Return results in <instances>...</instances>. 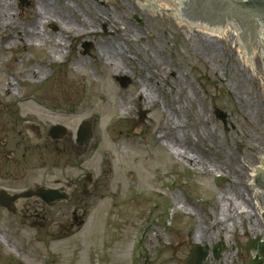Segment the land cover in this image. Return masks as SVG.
Wrapping results in <instances>:
<instances>
[{"label": "rangeland", "instance_id": "374dc122", "mask_svg": "<svg viewBox=\"0 0 264 264\" xmlns=\"http://www.w3.org/2000/svg\"><path fill=\"white\" fill-rule=\"evenodd\" d=\"M8 1L17 28L36 22L41 2L55 16L34 25L44 41L9 44L3 35L16 26L0 27V189L13 194L42 185L76 194L86 172L98 182L86 197L51 204L20 197L11 202L14 211L0 205V264H185L192 243L207 252L200 264L254 258L256 249L240 251L234 239L264 237L249 229L255 218L262 229L254 201L264 200L253 192L251 209L245 167L254 165L252 153H264L257 55L246 72L229 52L230 36L200 45L199 34L171 26L169 15L134 10L131 0ZM59 34L55 47L49 39ZM55 48L63 54L54 57ZM147 52L161 62L146 59ZM83 120L93 134L78 146ZM55 124L67 132L59 141L47 135ZM231 195L247 199L250 215L236 204L223 239L190 238L200 222L216 232L211 220L229 214Z\"/></svg>", "mask_w": 264, "mask_h": 264}, {"label": "water", "instance_id": "95a60500", "mask_svg": "<svg viewBox=\"0 0 264 264\" xmlns=\"http://www.w3.org/2000/svg\"><path fill=\"white\" fill-rule=\"evenodd\" d=\"M24 2L25 0H20ZM110 0H97L98 3ZM134 10L158 15H169L171 26L180 25L182 28L201 31L219 35L221 28L231 29L229 52H240L238 63L246 61V72H253L250 55H257L263 76H257V95L264 93V0H131ZM90 45L85 44V49ZM256 47V48H255ZM255 48V49H253ZM121 84L125 85L128 78L120 77ZM218 114L224 120V112L218 110ZM66 130L61 125L51 126L48 135L52 139L62 138ZM76 141L83 144L92 136L91 123L83 121L76 133ZM254 165H245L247 168L246 186H251V209H253V192H260L264 200V153H252ZM256 169L254 177L251 173ZM90 177L87 173L85 179ZM253 184L251 185L250 182ZM254 186V187H253ZM255 188L259 189L256 190ZM38 196L47 203L61 197L55 189L37 187L35 190H26L8 196L0 190V204L10 208V202L18 197ZM262 231H264V216L258 211ZM252 239V245L249 242ZM256 236L243 238L240 251L248 248H256L259 242L258 251L264 256V237L263 241H256ZM214 256L218 258L220 249L219 243L213 246ZM257 249L254 254H258ZM207 252L202 250L199 244L191 245V256L185 261L186 264H200ZM253 254V255H254ZM253 258V256H252ZM252 258L245 257V263ZM262 259L256 258L248 264H261Z\"/></svg>", "mask_w": 264, "mask_h": 264}, {"label": "bare ground", "instance_id": "6f19581e", "mask_svg": "<svg viewBox=\"0 0 264 264\" xmlns=\"http://www.w3.org/2000/svg\"><path fill=\"white\" fill-rule=\"evenodd\" d=\"M37 0H32V2H36ZM10 4V1L8 0H0V27L2 25L4 26H11V25H15L16 27H10L11 30L4 34L3 37H4V40H7V42L10 44L12 42H15L16 39L20 40V44H26L27 42H30L32 39H36L38 41H44L45 39H47V37L45 36H42L39 31L36 30V28H34V25L36 23H39L40 24H43L45 22H48L49 21V17L51 16H55L53 14V10L52 8H49L44 2H41L38 6V12L39 14L37 15L38 16V21L36 20L35 21H32V22H29L26 27H24L23 29L21 27L17 28L18 25L12 21L11 19V13L9 12L8 10V6ZM54 9V8H53ZM72 27V26H70ZM14 29H17V30H14ZM66 29H71V28H66ZM94 30V29H93ZM189 32H192L193 34L196 33V34H199V40H200V45H204V43H210L209 41H207L206 38H216V39H227L228 36H230L231 38V29H228V28H225V27H222L221 28V31H220V34L219 35H216V34H211V33H206V32H201V31H195V30H190V29H185ZM18 36V37H16ZM49 39V38H48ZM63 40V36L61 38V35H57L56 38H54L53 40H50L49 41L56 47V43H61V41ZM214 43H211V45H216L217 41H214L212 40ZM107 49V48H105ZM99 53H100V56H104V46L99 50ZM63 54V51L62 50H57L55 48V52L53 53V56L54 57H57V56H61ZM147 55H145V58L146 59H149L151 60L152 62L155 61V62H161V58L156 56L155 54H152V53H148L147 52ZM240 55V52H237V56L239 57ZM254 56V55H253ZM251 57V63H252V69L254 68V64H253V58H252V55H250ZM107 59H111L112 62H113V57L112 56H107ZM79 63H83V62H79ZM243 63H246V61H243ZM109 64V62H108ZM110 65L113 66V64L110 62ZM162 66H165V63L164 61L162 62L161 64ZM114 67V66H113ZM115 68V67H114ZM37 72H44V75H45V71H43V69H37ZM43 75V74H42ZM263 76V75H262ZM262 80H264V78H262ZM9 84H11V82H9ZM9 88V87H7ZM138 93L141 94L140 96H142L143 98V101L144 102H149V96L147 94L146 91H141V90H138ZM146 93V94H145ZM48 114V115H47ZM47 114H44L43 115H47V116H50L49 113ZM197 122L203 124L204 123V119L201 118L200 116H197ZM171 124L174 126V124L171 122ZM162 137L163 138H166V135L163 133L162 134ZM166 144H168V142H165ZM181 151H176L175 150V153L177 155H181L180 153ZM187 160L191 161V162H195V157L193 156H190V155H183ZM255 193H258V192H255ZM257 196V195H256ZM231 200L233 201L230 202L227 206V210H229V214L228 215H225L224 216V219H221L219 216H216L214 217L211 221L212 223L214 222L215 225L213 226V229L216 230V232H211L210 234H208V228H210V225H207V226H204L202 224V222H200L199 226L197 227L196 230H194L192 232V235L190 236V238H195L197 241H200V242H203V241H206V238L209 240L211 239V237L213 236H218V234L220 235L219 237H221V239L224 238L225 234H227V231L230 230L232 227H230L227 223H226V220L227 217H229L232 221V226H234L235 224V219H234V212L231 213V209L230 208H234L236 204H238V208L242 207L243 209L242 210H239V214H243L244 212L246 213V215H250V210L248 209V206L246 205V202H247V199L244 197V196H239V197H232L231 195ZM235 202V203H234ZM255 205L258 206L259 208V211L261 212L260 209L264 210V206H261L259 204V199H255L254 201ZM240 205H244L243 206H240ZM223 210H224V207L221 208V214H223ZM235 211L237 212V209L235 208ZM257 218H255L253 221H251L252 223L250 224V228L249 229H253L255 232H262V229L259 228V221L256 220ZM218 230V231H217ZM221 233V234H220ZM189 240V239H188ZM214 264V263H212Z\"/></svg>", "mask_w": 264, "mask_h": 264}, {"label": "flooded vegetation", "instance_id": "af4514ba", "mask_svg": "<svg viewBox=\"0 0 264 264\" xmlns=\"http://www.w3.org/2000/svg\"><path fill=\"white\" fill-rule=\"evenodd\" d=\"M63 138H61V139H63ZM61 139H58L56 141H59ZM82 145H84V144H82ZM82 145H78V146H82ZM97 182L98 181L95 182L93 180V177H91V176L88 177L87 179L83 178L82 188L79 190L78 193L73 194V192L66 191V194H67V199L66 200H68L71 197L76 196V195L78 197H81V196H84V197L89 196L91 194V190L96 186ZM60 191H65V190H60Z\"/></svg>", "mask_w": 264, "mask_h": 264}]
</instances>
